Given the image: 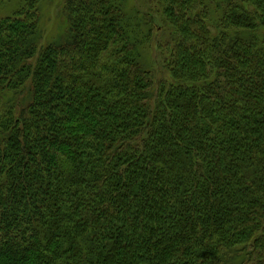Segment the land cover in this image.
<instances>
[{
    "label": "trees",
    "instance_id": "obj_1",
    "mask_svg": "<svg viewBox=\"0 0 264 264\" xmlns=\"http://www.w3.org/2000/svg\"><path fill=\"white\" fill-rule=\"evenodd\" d=\"M40 1L0 0V264H264V0H65L43 46Z\"/></svg>",
    "mask_w": 264,
    "mask_h": 264
},
{
    "label": "rangeland",
    "instance_id": "obj_2",
    "mask_svg": "<svg viewBox=\"0 0 264 264\" xmlns=\"http://www.w3.org/2000/svg\"><path fill=\"white\" fill-rule=\"evenodd\" d=\"M65 0H41L39 12V26H40V35L41 39L39 46L45 45V43L52 38L57 36V33L65 28V20L62 13L63 5ZM129 5H133L138 8L141 13L149 11L153 5L148 2V0H128ZM6 9L13 8L11 4H4ZM6 12L5 9L0 8V13ZM157 20H158V16ZM159 21V20H158ZM160 36L159 33L156 35V38ZM143 64L148 70L151 71V78L153 81H159L164 75V68L161 65V56L159 55L155 43L151 44L150 49L145 53L142 58ZM155 83L151 86V93L155 90Z\"/></svg>",
    "mask_w": 264,
    "mask_h": 264
}]
</instances>
